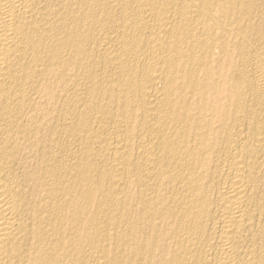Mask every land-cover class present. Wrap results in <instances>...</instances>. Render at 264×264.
<instances>
[{
  "label": "bare ground",
  "instance_id": "obj_1",
  "mask_svg": "<svg viewBox=\"0 0 264 264\" xmlns=\"http://www.w3.org/2000/svg\"><path fill=\"white\" fill-rule=\"evenodd\" d=\"M0 264H264V0H0Z\"/></svg>",
  "mask_w": 264,
  "mask_h": 264
}]
</instances>
